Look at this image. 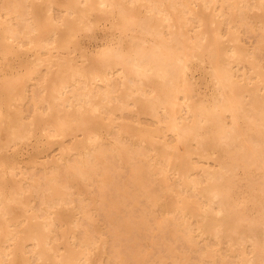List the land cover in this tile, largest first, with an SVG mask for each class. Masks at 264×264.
I'll return each mask as SVG.
<instances>
[{
    "label": "bare ground",
    "instance_id": "6f19581e",
    "mask_svg": "<svg viewBox=\"0 0 264 264\" xmlns=\"http://www.w3.org/2000/svg\"><path fill=\"white\" fill-rule=\"evenodd\" d=\"M1 57L0 264H264V0H0Z\"/></svg>",
    "mask_w": 264,
    "mask_h": 264
},
{
    "label": "rangeland",
    "instance_id": "374dc122",
    "mask_svg": "<svg viewBox=\"0 0 264 264\" xmlns=\"http://www.w3.org/2000/svg\"><path fill=\"white\" fill-rule=\"evenodd\" d=\"M57 9V10H56ZM55 10L57 11V12H59V14H61V11L60 10H58V8L57 7H55V9H54V11H53V13H55ZM56 12V13H57ZM55 13V14H56ZM58 14V13H57ZM59 14L58 15H56V16H59ZM103 22V23H102ZM104 23H105V25H104ZM110 24V22L109 21H104V20H102V21H99V22H97V23H95L93 26H92V29H93V31H92V29L90 30H87V31H89V34H85V31H82L80 34H79V37H78V41H79V47L78 48H76V50H74L73 51V55L74 56H76V54H81L80 56H79V54L77 55L78 57H81L83 54H88V55H92V56H94L95 55V53H97V51H99L98 50V48H102L104 45H106V44H108V43H113V41H114V43L116 44V41L118 40L117 38L119 37V33H114L113 32V29H109L110 28V25H109V27H108V24ZM107 25V26H106ZM107 28L108 27V29H106L105 27ZM94 27V28H93ZM100 27H102V28H100ZM91 31V32H90ZM84 32V33H83ZM91 33L93 34L92 36H91V40H90V35H91ZM84 34V35H83ZM111 34V35H110ZM244 34H246V35H244ZM254 34V35H253ZM83 35V36H82ZM110 35V36H109ZM118 35V36H117ZM243 39H244V41H247L246 42V44L247 45H252L253 43L252 42H254L255 41V37L257 38V36H255V35H257V33H252V32H250L249 33V31H244L243 32ZM248 35V36H247ZM96 38H94V37ZM112 36V37H111ZM114 36V37H113ZM117 38H116V37ZM252 37L251 39H250V37ZM82 37V38H81ZM108 37V38H107ZM94 38V39H93ZM116 38V39H115ZM111 39H112V42H111ZM115 39V40H114ZM248 39V40H247ZM249 40H251V42L249 41ZM91 41V42H90ZM82 45V46H81ZM102 46V47H101ZM80 47H81V49H80ZM83 47V48H82ZM77 49H78V51H77ZM96 51V52H95ZM94 52V53H93ZM93 53V54H92ZM22 54V55H21ZM29 54H31L30 52H25V53H15V54H13V58H15V59H13V61H12V63H13V66H14V68H16V69H22L23 70V66H20L21 65V62L19 63V60L21 61L22 59H23V61H25V59L27 60V58L29 59H31V56L33 55V54H31V55H29ZM14 55H16V56H14ZM19 55V56H18ZM25 55V56H24ZM28 55L30 56V57H28ZM20 56H22V57H20ZM23 56H24V58H23ZM76 56V57H77ZM27 57V58H26ZM1 58H3V57H1ZM1 58H0V64H2V65H4L5 63H6V59L5 58H3L4 59V61H3V59L1 60ZM19 58H22V59H19ZM17 59H19V60H17ZM29 59V60H30ZM15 60V61H14ZM3 62V63H2ZM5 62V63H4ZM19 64V68L18 67H16V66H18V64ZM7 64V63H6ZM4 66H7V65H4ZM207 65H205V67H206ZM23 67V68H22ZM200 67H201V69H200ZM202 67H203V69H202ZM204 66H202V65H199L198 66V68L196 69V68H194V70L192 71V74H193V80L196 82V88L200 91L201 89V91H200V93L202 94V95H207V96H209V93L208 92H212V88H211V85L208 83L209 81H208V79L210 78V77H208L210 74H208L209 72H208V67H206L205 68ZM204 68H205V70H207V71H205L204 70ZM198 70V71H197ZM202 70H204V71H202ZM202 71V72H201ZM199 72V73H198ZM205 72V73H204ZM206 72H207V74H206ZM206 74V75H205ZM197 75V76H196ZM208 78V79H207ZM199 79V80H198ZM198 81V82H197ZM209 84V85H208ZM208 86V87H207ZM201 87V88H200ZM205 87H207L206 89H205ZM203 89L205 90V91H203ZM209 90H211V91H209ZM206 92V93H205ZM208 93V94H207ZM211 94V93H210ZM38 134V135H37ZM40 135V136H39ZM43 135V134H42ZM38 136V137H37ZM36 138V139H35ZM39 138V139H38ZM43 140V143H42V140ZM30 140V141H29ZM46 139H45V136L43 135V136H41V133H40V131L38 130V133L36 132L35 133V137H34V135L30 138V139H28V140H25L26 142H24V141H22V142H20L19 143V145H21V147H19V146H17V148H10L9 150H8V158L10 159V161L11 162H21L23 165H27L30 161H31V159H33V158H37L38 160H42L43 158H45V157H47V155H48V153H50V152H52L53 150V148L52 147H50V146H48V144L46 143V141H45ZM31 142V143H30ZM27 143V144H26ZM26 144V145H25ZM39 144V145H38ZM46 144V145H45ZM41 146H43V147H41ZM41 147V148H40ZM21 148V149H20ZM40 148V150H38ZM33 150V151H32ZM52 150V151H51ZM36 151V153H34ZM43 151H45V152H43ZM50 151V152H49ZM30 152V153H29ZM16 154V155H15ZM34 154V155H33ZM45 154H47L46 156H45ZM28 155V156H27ZM21 157V158H20ZM50 157V156H49ZM39 158H41V159H39ZM20 164V163H19ZM40 168V167H39ZM121 173H124V174H122L123 176L122 177H124V175H125V173H126V171H125V169L124 170H122L121 171ZM259 173H254V175H252V177H253V180H255V183H254V185L255 186H257L258 184H259V182H260V180H261V176L260 175H258ZM256 178V179H255ZM257 181V182H256ZM238 183H239V187H238V192H234V193H232V198H233V196H234V207H236L237 209H241L242 211H245L246 210V208L248 207V206H246L244 203H240V202H238V203H236V201H235V199H236V197H238L239 196V194L240 195H242V197H244L246 200H249V199H252V197H253V195H255L256 194V190L255 189H253V187L250 185V184H248V183H243V182H241V180H238ZM146 204V203H145ZM254 207V209L255 210H257V209H260V204L258 203V204H256L255 206H253ZM157 215H159L160 214V212H157L156 213ZM98 216V218L100 217V215H97ZM151 218V217H150ZM100 220L102 219V218H99ZM155 230V229H154ZM169 236H167V238H168ZM168 240H171V241H168ZM173 240L169 237L168 239H167V242H172ZM143 242H145L147 245L149 244V241H145V240H143ZM161 246H162V244H160ZM149 246V245H148ZM157 246H159V244L158 245H155V246H153L154 247V249H153V247H148V249L152 252L153 250V253H151V255L152 256H150L149 255V257H150V260H151V257L153 258V259H158V258H160L162 255H163V246L161 247V248H159V247H157ZM181 246V244H179V250H185L182 246ZM157 247V248H156ZM159 248V249H158ZM183 248V249H182ZM157 249V250H156ZM158 251V252H157ZM160 251H162V253L160 252ZM154 252H156V255H157V257L155 258V256H154ZM150 253V252H149ZM190 255L192 256V255H195V256H192L191 257V259H196V260H192L193 261V263L195 264V263H198L199 261H198V259H197V255H198V253H196L195 251L194 252H191L190 253ZM198 258H199V255H198ZM152 259V260H153ZM168 259V258H167ZM166 259V260H167ZM170 259V258H169ZM169 259L167 260V262L169 261ZM200 259V258H199ZM169 263V262H168ZM170 263H171V259H170ZM169 263V264H170ZM131 264V263H130Z\"/></svg>",
    "mask_w": 264,
    "mask_h": 264
}]
</instances>
